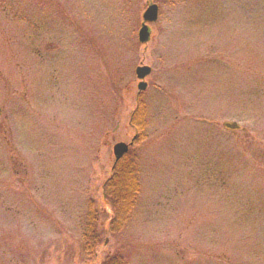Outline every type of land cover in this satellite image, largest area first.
<instances>
[{"label": "rangeland", "instance_id": "obj_1", "mask_svg": "<svg viewBox=\"0 0 264 264\" xmlns=\"http://www.w3.org/2000/svg\"><path fill=\"white\" fill-rule=\"evenodd\" d=\"M0 123V264H264V0L18 2L0 12ZM131 142L117 230L104 188Z\"/></svg>", "mask_w": 264, "mask_h": 264}, {"label": "trees", "instance_id": "obj_2", "mask_svg": "<svg viewBox=\"0 0 264 264\" xmlns=\"http://www.w3.org/2000/svg\"><path fill=\"white\" fill-rule=\"evenodd\" d=\"M23 1L29 2L30 0H0V12H3L5 14V11H8L11 6ZM38 1L44 4L55 3V0ZM56 5L57 7H59L58 3H56ZM144 121L145 109L143 108V104H141L132 118V124L137 129V137L135 141L144 136ZM0 126L2 128L4 124L0 123ZM4 135L5 139L10 138L8 134L6 135V131ZM6 142L9 143V145L11 144V141ZM261 156H264V154ZM134 168V159L128 153L127 156H125L121 161L116 163L115 168L112 172V176L105 185L104 197L106 204L114 210V213H117H115L116 219L114 220V223L112 225L113 229L117 228V230H119L120 227L126 225V221L130 217L129 213L132 211L135 199H137V193H139L138 190L140 187L138 179L136 177V172H134ZM107 210H109V208ZM90 212L91 221L84 235V250L89 255V257L97 259L101 252V250L98 251L97 248L101 245L102 238L101 232L98 227V207L94 204H91ZM101 264H123V258L120 255H114L112 257L110 256L107 257Z\"/></svg>", "mask_w": 264, "mask_h": 264}, {"label": "water", "instance_id": "obj_3", "mask_svg": "<svg viewBox=\"0 0 264 264\" xmlns=\"http://www.w3.org/2000/svg\"><path fill=\"white\" fill-rule=\"evenodd\" d=\"M159 19V6L156 4H150L143 15L144 23L139 31V41L141 44H146L150 41L151 31L148 24L155 23ZM152 68L149 66L141 65L136 70V75L140 80L139 91L143 92L147 89L148 84L145 79L151 75ZM225 127L229 130L236 131L239 129L237 123H227ZM131 144L118 143L114 146V155L116 163L121 161L129 152Z\"/></svg>", "mask_w": 264, "mask_h": 264}]
</instances>
